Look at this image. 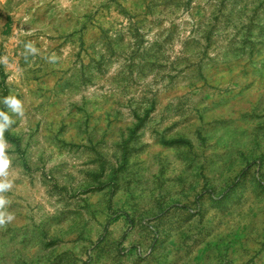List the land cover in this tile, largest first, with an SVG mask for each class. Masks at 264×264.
Listing matches in <instances>:
<instances>
[{"label": "rangeland", "instance_id": "obj_1", "mask_svg": "<svg viewBox=\"0 0 264 264\" xmlns=\"http://www.w3.org/2000/svg\"><path fill=\"white\" fill-rule=\"evenodd\" d=\"M0 141V264H264V0H0Z\"/></svg>", "mask_w": 264, "mask_h": 264}, {"label": "clouds", "instance_id": "obj_2", "mask_svg": "<svg viewBox=\"0 0 264 264\" xmlns=\"http://www.w3.org/2000/svg\"><path fill=\"white\" fill-rule=\"evenodd\" d=\"M6 148H7L6 142L0 141V174H3L9 165V160L4 155ZM8 187H10V185L8 184L0 185V189H6ZM5 203L6 201L0 200V206H3V204ZM7 219L11 220L12 217L8 216ZM0 222H3V220H0Z\"/></svg>", "mask_w": 264, "mask_h": 264}]
</instances>
